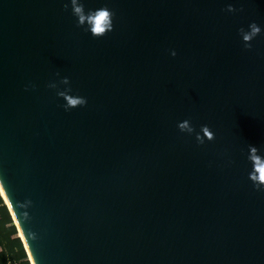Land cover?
Listing matches in <instances>:
<instances>
[{"label": "water", "instance_id": "obj_1", "mask_svg": "<svg viewBox=\"0 0 264 264\" xmlns=\"http://www.w3.org/2000/svg\"><path fill=\"white\" fill-rule=\"evenodd\" d=\"M0 188L31 264H264V0H0Z\"/></svg>", "mask_w": 264, "mask_h": 264}, {"label": "trees", "instance_id": "obj_2", "mask_svg": "<svg viewBox=\"0 0 264 264\" xmlns=\"http://www.w3.org/2000/svg\"><path fill=\"white\" fill-rule=\"evenodd\" d=\"M0 264H30L13 219L0 196Z\"/></svg>", "mask_w": 264, "mask_h": 264}, {"label": "bare ground", "instance_id": "obj_3", "mask_svg": "<svg viewBox=\"0 0 264 264\" xmlns=\"http://www.w3.org/2000/svg\"><path fill=\"white\" fill-rule=\"evenodd\" d=\"M0 193L2 194L1 188H0Z\"/></svg>", "mask_w": 264, "mask_h": 264}, {"label": "rangeland", "instance_id": "obj_4", "mask_svg": "<svg viewBox=\"0 0 264 264\" xmlns=\"http://www.w3.org/2000/svg\"><path fill=\"white\" fill-rule=\"evenodd\" d=\"M31 264V263H30Z\"/></svg>", "mask_w": 264, "mask_h": 264}]
</instances>
